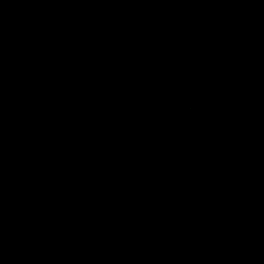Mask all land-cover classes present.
<instances>
[{"label": "water", "instance_id": "obj_1", "mask_svg": "<svg viewBox=\"0 0 264 264\" xmlns=\"http://www.w3.org/2000/svg\"><path fill=\"white\" fill-rule=\"evenodd\" d=\"M0 264H264V0H0Z\"/></svg>", "mask_w": 264, "mask_h": 264}]
</instances>
